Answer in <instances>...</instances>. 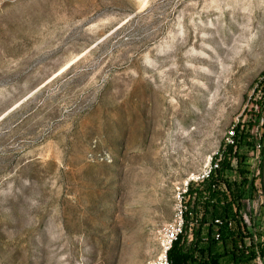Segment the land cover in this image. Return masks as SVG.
<instances>
[{
  "label": "rangeland",
  "instance_id": "rangeland-1",
  "mask_svg": "<svg viewBox=\"0 0 264 264\" xmlns=\"http://www.w3.org/2000/svg\"><path fill=\"white\" fill-rule=\"evenodd\" d=\"M263 70L264 0H0V264H147L205 167L186 212L240 167L230 224L264 264Z\"/></svg>",
  "mask_w": 264,
  "mask_h": 264
},
{
  "label": "trees",
  "instance_id": "trees-1",
  "mask_svg": "<svg viewBox=\"0 0 264 264\" xmlns=\"http://www.w3.org/2000/svg\"><path fill=\"white\" fill-rule=\"evenodd\" d=\"M264 80V70L261 73ZM261 108V106H260ZM259 108V109H260ZM262 127V128H261ZM260 137L257 143L259 148L260 159L264 162V125L260 126ZM236 145L247 144L246 138L242 133L238 134L237 129L234 131ZM252 143V147H253ZM222 159L219 163L220 171H230L228 158H235L237 164L242 161L241 156L237 152H232L231 146H226L222 151ZM215 159V158H213ZM236 178L232 181L223 179L222 174L215 172V176L211 174L208 179L203 181L200 189H192L189 187L188 194L192 197V207L185 213L184 228L186 231L189 222V214L194 220L197 215V207L202 208V215L198 221L197 228L193 229L192 241L185 245L178 240L172 245L167 257L170 264H247L254 258L253 243L245 248H240L243 239L249 236L244 226L238 221H233L229 227L226 226L227 221H232L231 207L239 209V201L242 199H251L255 194L254 179L247 178L245 171L237 167L235 170ZM209 219V222H207ZM219 219L225 221L221 227H214L213 220ZM218 234V239H214V235ZM222 248V253H218L216 248ZM244 250L247 251L244 254Z\"/></svg>",
  "mask_w": 264,
  "mask_h": 264
},
{
  "label": "built area",
  "instance_id": "built-area-1",
  "mask_svg": "<svg viewBox=\"0 0 264 264\" xmlns=\"http://www.w3.org/2000/svg\"><path fill=\"white\" fill-rule=\"evenodd\" d=\"M233 131L230 130L227 132L224 140L227 144H232L233 142ZM216 166L213 165V168ZM211 167H205L199 175L190 176L183 183V188L178 190L173 198V208L172 216L170 220L162 227L160 232V237L158 238V252L157 254L147 262V264H170V261L167 257L168 252L170 251L172 245L178 240L183 234L184 228V217L186 213V203L184 201V194L186 193L187 187L190 184H197L202 182L203 179L207 178L210 173ZM225 221L214 219L213 225L218 228L224 224ZM226 226H230V221L225 222ZM190 237V236H188ZM214 239H218V234L214 235Z\"/></svg>",
  "mask_w": 264,
  "mask_h": 264
}]
</instances>
